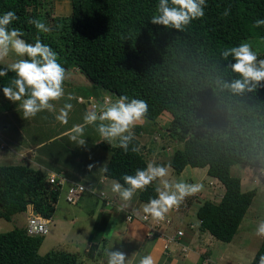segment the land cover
I'll list each match as a JSON object with an SVG mask.
<instances>
[{"label":"trees","instance_id":"trees-1","mask_svg":"<svg viewBox=\"0 0 264 264\" xmlns=\"http://www.w3.org/2000/svg\"><path fill=\"white\" fill-rule=\"evenodd\" d=\"M158 2L70 0L68 14L52 17L51 33H38L28 23L30 18L45 22L48 13L42 12L43 0H0V15L14 11L19 19L10 27L22 29V38L29 43L39 35L58 54L66 71L75 67L90 80L94 95L105 89L116 97L146 99L149 120L167 114L168 131L183 143L170 160L173 170L207 167V174L224 186L218 202L199 204V229L229 242L257 192L256 188L242 190L241 178L231 174V167L245 164L264 169V82L239 95L224 88V82L239 75L231 70L233 58L224 60L221 50L244 40L264 39V26L253 27L255 20L264 19V0H206L204 17L182 30L150 22ZM225 9L230 10L227 16ZM14 75L0 77L1 91ZM140 130L137 125L130 149L140 146ZM99 145L110 152L108 171L102 173L107 178L123 184L125 173L134 175L136 169L147 167L141 151L125 153L106 141ZM46 178L26 164H0V218L10 220L28 206L34 214L52 217L60 186ZM156 187L151 184L139 192V199L156 198ZM106 220L105 213L97 214L93 232L100 238ZM43 236L29 234L26 226L0 232V264H83L79 254L63 249L39 254ZM97 248L98 238L90 243L85 257L93 259ZM261 255L264 240L251 264H258ZM203 258L200 255L197 264Z\"/></svg>","mask_w":264,"mask_h":264},{"label":"rangeland","instance_id":"rangeland-1","mask_svg":"<svg viewBox=\"0 0 264 264\" xmlns=\"http://www.w3.org/2000/svg\"><path fill=\"white\" fill-rule=\"evenodd\" d=\"M43 3L44 7L42 12L48 13L47 15L45 14V23L47 25L52 23V17L65 15L70 12V0H43ZM247 41L253 44L254 50L259 54V58H264V39L252 38ZM15 59H17V57L10 54L5 62L0 63V66H6V64L13 62ZM66 74L67 79L64 84L65 96L58 102L60 107H63L65 103H71L73 105V108L69 112L68 123L66 125L74 122H84L83 117L86 112L92 110L98 111L101 104L100 99L103 96H108L110 101L116 99L112 93L105 89H98L97 95H94L92 93V84L90 80L83 73L78 71V69H75V67L69 68ZM69 94L72 95L73 99L68 100ZM78 95L86 101L92 99V102L96 103L98 108L91 110L87 102L82 104L78 103L76 100ZM3 97V92L0 90L1 105L14 104ZM1 111H3V109L0 108V117L1 120H4V123L10 118L21 117L19 108L16 111H7L8 114L6 115ZM49 114L50 112L45 111L38 113L35 120L32 118L31 121L34 122L33 129H29V124H27L30 134L29 137L32 141L37 140L39 137L45 139L48 135L56 133L58 128L60 129L66 126L60 122L58 124L49 125L47 121L50 117H48ZM169 119L167 114H163L156 120L145 118L138 124L141 125L142 129V136L139 140L144 143L142 149L145 153L147 163L152 162L154 164L170 165V160L175 150L182 148L183 143L176 138L174 133L167 129L169 126ZM83 127L84 135L81 138L85 140V145L78 146L76 142L70 140V135H67L60 136L55 141H49L47 145L39 151H51L52 154L55 152V155L65 163L72 161L78 162L81 160L82 163L79 162L76 165L81 172L89 169V165H92L91 168H94L96 171H100V168H102L109 159L110 152L108 149L97 145V143L101 141V137L96 131L95 125H84ZM151 150L153 151L152 153L149 152ZM206 168L207 167L186 166L183 171L177 173L170 167L169 176L166 177V179L173 181H184L190 184L195 183L202 185L201 190L197 194L186 197L179 204L178 210L172 212L173 223L171 232L174 233L179 227L184 228V242L190 241L189 235L193 233V229H186L189 224L195 226V229H197V227L199 229V221L196 217V210L199 204L205 200L217 202L220 198V194L224 192L222 183L220 181L211 180V177L207 174ZM262 171L263 169L259 167L245 164H236L231 167V174L238 175L241 178L242 190L245 191L251 188L257 189L256 195L231 241L223 242L217 240L206 231H201L199 229V236L194 237L197 247L194 248L192 245L188 244V242L187 244L191 248H194V250L189 251L188 254L186 253L187 256L186 254H182L180 250H175L172 257L175 259V262L170 261L165 264H197L200 255L209 258V264H251L256 250L260 246L262 240H264V238L255 235V229L258 223L264 220V177L260 176ZM115 181L114 179L109 180L108 184H106L107 186H104L101 190L110 199L112 198V200L114 199L117 203L124 205L121 206L123 208L115 206L116 202L114 200V204L102 208L103 201L92 195L83 197L77 203H71L66 199L67 184L62 185L49 230L43 236V241L39 247V254L44 255L50 250L63 249L79 254V259L83 264H94V261L85 257L84 251L96 238H98L97 264H107V257L105 255L106 250L123 252L126 254V258L128 257V253H131V251L134 252L141 243L145 232L142 230V227H140L141 223L137 218L128 221L126 219V214L129 211L137 213L142 212L143 205L146 203L139 199V192L130 202L121 200L116 193L111 191L112 184ZM152 184L158 186V181H154ZM95 201H97L96 205ZM90 210L94 212L91 213ZM29 212L30 210L27 209V212L22 213L20 217L23 218L27 216ZM99 212L102 214L108 212L110 220L108 219L109 222L107 226L112 228L111 233L106 234L104 232L101 238L99 235H96V231L93 232L96 226V217ZM180 221H183L181 225H179ZM98 226L101 225L98 224ZM15 227H17V221H7L4 218H0V232H6ZM105 227L106 225L104 224L103 228L105 229ZM138 259L139 256L137 260Z\"/></svg>","mask_w":264,"mask_h":264},{"label":"clouds","instance_id":"clouds-1","mask_svg":"<svg viewBox=\"0 0 264 264\" xmlns=\"http://www.w3.org/2000/svg\"><path fill=\"white\" fill-rule=\"evenodd\" d=\"M206 0H159L155 13L150 22L164 28L182 30L194 20L203 18ZM225 9L223 15L229 14ZM19 17L14 11H8L0 15V63L5 62L10 54L17 59L0 68V77L15 75L7 86H3V95L9 101L17 104L21 118L29 120L35 118L43 111L55 112L54 102L60 101L65 96L66 69L58 62V54L45 44L39 35L34 43H29L22 37L25 33L22 29L10 27ZM35 26L38 33H51V26L40 19L28 20ZM264 26V19H257L253 23L254 28ZM224 60L233 58L230 64L231 70L239 75V78L231 82H224L223 87L234 94H242L253 91L257 85L264 82V59L254 50L250 41L244 40L238 46H229L221 50ZM73 99L68 95V100ZM106 107L99 111L92 110L85 113L84 125H95L96 131L102 141L108 142L113 147L122 149L125 153L130 150L133 153L140 152V146L130 144L135 139L134 129L148 115L149 105L146 99L120 95L114 101H109ZM73 108L71 103H65L59 109L56 119L66 125L69 112ZM70 140L85 145L84 127L74 125L71 129ZM92 165H89L91 168ZM170 165L154 164L149 162L144 169H136L135 174L125 173L122 176L123 184L115 181L111 191L116 193L125 202H130L138 192L147 191L154 181H158L156 198H151L143 205V212L155 220H164L165 215L171 209L178 206L186 197L197 194L202 185L186 183L166 179L169 176ZM107 172V167H103ZM95 192V189H93ZM255 235L264 238V220H261ZM107 264H130L126 254L120 251L106 250ZM139 264H155L151 255L140 258ZM258 264H264V255L259 257Z\"/></svg>","mask_w":264,"mask_h":264},{"label":"crops","instance_id":"crops-1","mask_svg":"<svg viewBox=\"0 0 264 264\" xmlns=\"http://www.w3.org/2000/svg\"><path fill=\"white\" fill-rule=\"evenodd\" d=\"M77 97H79V95ZM77 97H76V100H77ZM3 98H5V97H3ZM1 101H3V100H1ZM58 102H54L55 107H56V111L54 112V114H53V112H50V114L48 115V117L50 116L49 119L47 120L49 122V125L59 123V121L56 119V115H57V113H59V109L61 108L60 105L58 104ZM77 102L80 104L85 103V102H80L78 100H77ZM14 104H12V105H8V104L1 105L0 104V108L3 109V111H1V112H3V114L6 115V114H8L7 111H10V110L16 111L18 109V106L16 104L15 105ZM43 112H45V111H43ZM33 119L35 120V118H33ZM31 120L32 119L24 120L21 117H18V118L13 117L4 123V120H1V117H0V143L4 144V147L0 148V164H6V165H9V164H26V165H29V166L35 168V169L41 170L45 175H48L50 172L63 173L67 178L82 182L85 184L86 187L87 186H93V188L97 189V190H101L104 186H107L106 184H108V182H109V180H111V178H107L102 174L103 173L102 169H103V167H105L107 162H105L103 167L100 168V171H96L94 168H89L86 171L81 172L78 170V167H76V165L79 162L82 163L81 160H79L78 162L72 161V162L65 163L55 155V152L52 154L51 151H46V152L39 151L44 146H46L49 141H55L60 136L71 135L72 134L71 129L73 128V126L74 125L84 126V122L71 123L69 125H66V126L60 128V129L58 128L57 129L58 131L56 133L48 135L45 139L39 137L37 140L32 141V139L29 137L30 134H29L28 128H27V124H29V129L34 128L33 127L34 122ZM141 131H142V129L140 130V134L137 136L138 139H140V137L142 136ZM96 140H99V139H96ZM101 141H99L97 143V145H99V143ZM139 141H140V151L145 157V153L143 152V149H142L144 146V143L141 142V140H139ZM149 152L152 153L153 151L151 150ZM145 159H146V157H145ZM211 180L218 181L214 177H211ZM86 192H87L86 194L81 195V197L79 198L80 200L83 197L89 196V195H92L95 198L98 197L96 192L94 193L90 189L87 190ZM222 194H220V197L222 196ZM79 199H78V201H80ZM219 199H218V201H219ZM115 202H116V204H118V205L115 204V206H118V207L124 206L121 203H117V201H115ZM144 203H147V202H144ZM96 204H97V201H95V205ZM104 206L105 205L102 204V208ZM121 208H123V207H121ZM27 209L30 210V212L27 214V216H25L23 218L20 217L22 213L27 212ZM27 209H26V211L19 213V214H15L11 217L10 220L17 221V227L26 226L27 218L31 214H33L30 206H28ZM94 211H95V207H94ZM94 211L90 210L91 213ZM105 214L107 216V220L105 223L106 227L103 230V233L105 232L106 234H108V233L112 232V228H109V226H107L108 222L110 220L108 212H105ZM51 219H52V217H51ZM7 221H9V220H7ZM182 223H183V221H180L179 225H181ZM140 227H142V230L145 232L144 226L141 225ZM187 228L189 230L193 229V233H191L189 235V237L191 239L190 241H188L189 243L187 241H185V243H188V244L192 245L194 248H196L197 245L195 244L196 242H195L194 237L199 236V234H198L199 229H198V227H197V229H195V226H193V225H192V227H189V226L186 227V229ZM194 248H192L191 250H194ZM175 249L176 248H174V251H175ZM85 251H84V253H85ZM176 251H178V250H176ZM173 252L167 254L166 251H163V242L161 239L156 238L153 240H147L143 236L141 243L135 249V251L134 252L131 251V253H128L127 259H129L130 264H139V260L141 257L146 256V255H151L154 259L155 264H165V263H168L170 261L175 262V259L172 258ZM187 254H188V252H187ZM187 254H186V256H187ZM96 256H97V252H96L94 258L90 259V260L94 261V264H97L96 263V258H97ZM138 256H139V259L137 260ZM101 260H102V258H101Z\"/></svg>","mask_w":264,"mask_h":264},{"label":"built area","instance_id":"built-area-1","mask_svg":"<svg viewBox=\"0 0 264 264\" xmlns=\"http://www.w3.org/2000/svg\"><path fill=\"white\" fill-rule=\"evenodd\" d=\"M115 96V95H114ZM116 97V96H115ZM117 98V97H116ZM77 100L80 102H86L84 98L81 96L77 97ZM100 108L106 107L107 103L110 101V98L108 96H103L101 99ZM87 103L90 105L91 110L97 109L98 105L94 102H92V99L87 101ZM4 144L0 143V148H3ZM261 177H264V169L260 173ZM47 181L49 183H53L57 186L66 185L67 184V191H66V199L71 203H77L78 199L81 197V195L89 190L90 188H87L83 183L76 181L74 179L67 178L63 173L58 172H50L47 175ZM94 188L90 189L93 191ZM95 189L96 194L99 198L102 199L103 204L105 206L114 204V201L110 199L102 190ZM179 208V205L174 207L165 215L164 220H155L150 215L145 214L143 211L140 213L129 211L126 214V219L128 221H132L134 218H137L141 225H143L146 228V231L144 233V237L147 240H153L155 238H159L163 242V251H166L167 254L171 253L175 250H180L182 254H186L189 252L192 248L183 241V236L185 235V229L184 228H177L174 233L171 232L172 228V212H176ZM51 223V217H44L39 214H31L27 218L26 222V230L31 235H45L48 230ZM189 227H192V224H189ZM174 247V248H173ZM210 260L209 258L204 257L201 264H209Z\"/></svg>","mask_w":264,"mask_h":264},{"label":"bare ground","instance_id":"bare-ground-1","mask_svg":"<svg viewBox=\"0 0 264 264\" xmlns=\"http://www.w3.org/2000/svg\"><path fill=\"white\" fill-rule=\"evenodd\" d=\"M87 192L85 191L83 194H86ZM80 200V199H79Z\"/></svg>","mask_w":264,"mask_h":264}]
</instances>
